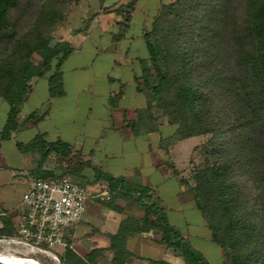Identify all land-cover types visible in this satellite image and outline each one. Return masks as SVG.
I'll return each instance as SVG.
<instances>
[{
	"label": "trees",
	"instance_id": "obj_1",
	"mask_svg": "<svg viewBox=\"0 0 264 264\" xmlns=\"http://www.w3.org/2000/svg\"><path fill=\"white\" fill-rule=\"evenodd\" d=\"M97 1L103 7L105 0ZM136 1L117 0L103 10L122 8L126 21ZM78 2L0 0V100L8 106L0 146L19 127L21 105L33 79L47 75L50 93H57L60 66L72 46L67 39L55 38L54 31L64 24L67 5ZM87 21L71 34L84 31ZM145 40L149 65L143 68L144 112L152 120L156 112L174 125L170 142L208 135L195 147L202 160L190 170L189 191L223 252L224 264H264V0L162 3ZM17 146L21 151H39L29 169L32 179L66 175L45 167L51 157L55 165L68 161L70 148L63 142L49 143L37 136ZM95 175L108 186L107 195L99 200L102 206L117 212L125 207L140 211L127 213L116 232L107 234L112 264H124L132 255L128 239L143 233L159 234L156 242L175 252L183 264H209L170 224L163 208L147 198L145 188L98 170ZM119 199L124 206L117 203ZM16 234L12 216L0 210V237ZM71 236L72 231L60 261H92L95 251L81 258L69 248ZM144 259L150 264H174Z\"/></svg>",
	"mask_w": 264,
	"mask_h": 264
},
{
	"label": "crops",
	"instance_id": "obj_2",
	"mask_svg": "<svg viewBox=\"0 0 264 264\" xmlns=\"http://www.w3.org/2000/svg\"><path fill=\"white\" fill-rule=\"evenodd\" d=\"M116 1L106 3L105 0L103 7ZM171 1L137 0L126 21L122 8L105 11L95 6L89 18L88 9L76 12L78 6L75 7L72 12L77 16L76 23H72L69 16L70 26L82 28L84 19L88 18V21L84 31L67 38L72 51L61 63L57 93H50L47 75L33 79L21 105L19 127L8 140L1 142L0 204L10 209L15 203L14 224L20 194L11 201L7 187L18 183L23 192L32 180L29 169L39 158V151H21L17 143L27 144L40 136L45 142L61 141L70 148L68 161L55 165L48 160L45 167L74 178L88 190L86 211L72 231L69 243V248L81 258L95 251L97 255L87 264H112L113 253L107 249V234L116 232L127 213L140 214L132 207L117 212L100 204L99 200L108 193V186L105 180L96 178L97 170L145 188L147 198L163 208L170 224L192 245L198 237L203 242H214L205 218L195 206L189 191L192 184L189 177L193 168L192 151L200 143L194 142L193 146L186 147V152H181L183 146L178 145L192 141L193 137L170 142L168 138L175 129L174 125L156 112L154 120L144 112L147 100L143 92V68L149 65L145 34L150 30L160 5ZM119 32L121 36H118ZM3 103L0 100V105ZM7 107V104L3 106L4 121ZM4 143H9L11 151L17 153L22 177L17 176L12 169L14 166L9 164L10 158L3 150ZM24 168H28L27 176H24ZM117 203L125 205V201L120 199ZM193 218H197L198 226L203 232L207 229V232L199 236L192 229L195 225ZM156 239L158 234L155 233L130 237L127 249L132 255L124 264H149L144 259L147 257L162 259L165 250L155 242ZM194 247L206 258L200 248ZM64 249L60 247L59 255ZM218 253L220 264H224L220 247Z\"/></svg>",
	"mask_w": 264,
	"mask_h": 264
},
{
	"label": "built area",
	"instance_id": "obj_3",
	"mask_svg": "<svg viewBox=\"0 0 264 264\" xmlns=\"http://www.w3.org/2000/svg\"><path fill=\"white\" fill-rule=\"evenodd\" d=\"M88 190L68 175L52 179H32L21 193L14 236L0 237V244L11 248V264L25 260L39 261L30 254H40L60 264L59 250L86 211ZM41 264V263H39Z\"/></svg>",
	"mask_w": 264,
	"mask_h": 264
},
{
	"label": "rangeland",
	"instance_id": "obj_4",
	"mask_svg": "<svg viewBox=\"0 0 264 264\" xmlns=\"http://www.w3.org/2000/svg\"><path fill=\"white\" fill-rule=\"evenodd\" d=\"M111 1L112 0H106V3H109ZM162 1L164 2V1H167V0H162ZM112 5H113V3L110 4V5H107V7H101V6L98 5V1L97 0H79L78 3H71V4L67 5L68 13H67L66 20H65L64 24H62L59 27H57L56 30L54 31L55 38L67 39L69 37V35H71V32H72V30L74 28H72L70 26L71 24L69 22V16L72 18V19L70 18L71 22L75 24L77 16L73 15V12H72L75 7L78 6V9L77 8L75 9L76 12H77V10L88 9L89 14H91V11L96 9L95 6H99L100 8L104 9V8H110V7H112ZM74 14H75V11H74ZM3 104L4 105H0V127L2 125V122L4 121L3 120L4 119L3 118L4 117L3 116V106H5L6 103H3ZM170 128H172V126ZM207 137H208V135H204V136H201V137H193L192 141H190V142L188 141L186 143L185 142L184 143H180L178 145V147H180V146L182 147L183 146L184 150L182 149L181 152H186L185 151L186 147L188 148V147L193 146L194 142H195V144L196 143H202L204 140H206ZM4 144H5L4 145V149H3L5 151L4 154H5L6 157L10 158L9 159V161H10L9 164L14 166V168H12V169H14V171L17 172V176L22 177L23 174L20 173V171H22V170H20V168H19L20 167V159H19L17 153L11 151V149L9 147V143L8 144L4 143ZM199 153H200L199 149H193L192 156H191V163H193V166H195L198 162H200L202 160V157L200 156ZM52 160H54V158L51 157L49 159V161H51L53 163ZM24 169H26V173H24V176H27L28 168H24ZM189 175H190V173H189ZM7 193H8L9 198L11 199V201H14V200H16L18 194L21 195L22 188H21V186L18 183L9 184V186L7 187ZM13 203L14 202H12L10 205L12 206ZM14 204H13V206L10 209H5L0 204V210H3L9 216H12V215H14V211L17 208V206L15 207ZM193 219L194 220H192V221L195 223V225L192 226V229H195L198 232L199 236L204 234V232H207V229H205V231L203 232L201 226L200 227L198 226V222H196L197 218L196 219L193 218ZM182 229H183V227H182ZM155 234H157V233H155ZM159 237H160V235L158 234V239H159ZM158 239H156V240H158ZM156 240H155V242H156ZM193 245L198 247V248H200L205 253L206 258L208 259L210 264H220V259L221 258H220V255L218 253L219 246L216 243H214V242H206V241L203 242L198 237V238H195L193 240ZM162 248L165 250V254H164L162 259H167V261H169L171 263H174V264H183L182 258L181 259L177 258L179 256L176 255L175 252L165 248L164 246H162ZM54 249L59 250L60 246H56ZM9 250H11V248L9 246L0 244V252H2L3 254H7L9 252ZM170 254H173L174 257H171ZM29 256L37 259L39 261V263H41V264H56V263L50 261L47 257H45L43 255H40V254H30ZM3 257H4V259H1L0 263H3V264L9 263L10 258L7 257V256H3ZM59 257H60V255H59ZM27 261H30V262L27 263ZM25 264H36V263L34 261H31V260H25ZM60 264H64V263H62V261H60Z\"/></svg>",
	"mask_w": 264,
	"mask_h": 264
},
{
	"label": "bare ground",
	"instance_id": "obj_5",
	"mask_svg": "<svg viewBox=\"0 0 264 264\" xmlns=\"http://www.w3.org/2000/svg\"><path fill=\"white\" fill-rule=\"evenodd\" d=\"M3 256H4V255H1V254H0V260H1V259H4ZM27 260H30V259H27ZM31 261H34V260H31ZM28 262H30V261H27V263H28ZM34 262H35L36 264H39V263L36 262V261H34ZM7 264H11V262L9 261V263H7ZM18 264H22V263H21V262H20V263L18 262Z\"/></svg>",
	"mask_w": 264,
	"mask_h": 264
}]
</instances>
